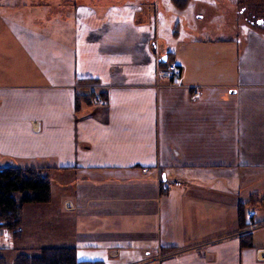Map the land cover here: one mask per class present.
Here are the masks:
<instances>
[{"label":"crops","instance_id":"crops-1","mask_svg":"<svg viewBox=\"0 0 264 264\" xmlns=\"http://www.w3.org/2000/svg\"><path fill=\"white\" fill-rule=\"evenodd\" d=\"M254 1L0 0V167L53 178L48 201L20 206L18 240L0 228L5 264L44 247L102 264H264ZM171 63L177 75L159 76Z\"/></svg>","mask_w":264,"mask_h":264},{"label":"trees","instance_id":"trees-1","mask_svg":"<svg viewBox=\"0 0 264 264\" xmlns=\"http://www.w3.org/2000/svg\"><path fill=\"white\" fill-rule=\"evenodd\" d=\"M85 98L92 95H83ZM41 168L7 166L0 167V228L12 240H18L20 230V206L24 203H42L49 199V184ZM30 192L31 195L24 194ZM23 193L19 200L16 195ZM0 264L3 259L0 258ZM12 264H102L98 261H77L74 249L65 247L40 248L37 255L18 253Z\"/></svg>","mask_w":264,"mask_h":264},{"label":"rangeland","instance_id":"rangeland-1","mask_svg":"<svg viewBox=\"0 0 264 264\" xmlns=\"http://www.w3.org/2000/svg\"><path fill=\"white\" fill-rule=\"evenodd\" d=\"M254 3H256V4H254V6H252V5H250V6H248V9H247V5L245 4V3H242L245 7H246V10L247 11H249V12H245V13H249V15H247L246 17H249V18H251L252 20H254L255 18H260V19H262L263 21H264V11H262V9L261 8H259V6L257 5L258 3H260V4H264V0H255L254 1ZM244 13V14H245ZM251 14H254L253 16L251 15ZM159 18H161V16L159 17ZM232 19H234V17H233V14L231 13L230 14V16H228V20H232ZM242 19H243V16H242ZM241 23H245L243 20L241 21ZM40 170V175H44V174H42V168L41 169H39ZM44 177H46V179H47V182H48V184H49V179L51 180V182L53 183V178L52 177H49L48 176V174L46 173V175H44ZM21 194H23V193H21ZM24 194H28V195H31V193L30 192H25ZM20 194H18L16 197H17V200H19V198L22 196H19ZM49 198H50V196H49ZM49 200V199H48ZM19 227H20V229H21V225H19ZM5 233V232H4ZM4 239H6V241H7V238H5V235L4 236H2V237H0V244H1V242H3V240ZM9 239V238H8ZM6 251H3L2 253H0V258L1 257H3V258H6L9 262H11V258H12V253H13V251L11 252V251H9V252H6ZM27 254H30L29 252L27 253ZM4 255V256H3ZM3 258H1V259H3ZM3 264H5L4 263V260H3ZM7 264H9V263H7Z\"/></svg>","mask_w":264,"mask_h":264},{"label":"built area","instance_id":"built-area-1","mask_svg":"<svg viewBox=\"0 0 264 264\" xmlns=\"http://www.w3.org/2000/svg\"><path fill=\"white\" fill-rule=\"evenodd\" d=\"M157 73L159 76H166V77L172 78L177 75V69H176V66L171 63V64H168L164 70H158Z\"/></svg>","mask_w":264,"mask_h":264}]
</instances>
